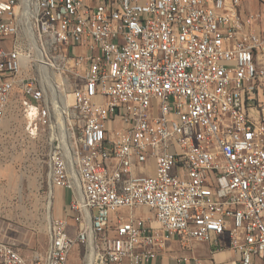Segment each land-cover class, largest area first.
<instances>
[{
    "label": "built area",
    "instance_id": "1",
    "mask_svg": "<svg viewBox=\"0 0 264 264\" xmlns=\"http://www.w3.org/2000/svg\"><path fill=\"white\" fill-rule=\"evenodd\" d=\"M16 91L48 143L47 244L0 238V264H152L172 240L264 264V28L242 0H0V129Z\"/></svg>",
    "mask_w": 264,
    "mask_h": 264
},
{
    "label": "rangeland",
    "instance_id": "2",
    "mask_svg": "<svg viewBox=\"0 0 264 264\" xmlns=\"http://www.w3.org/2000/svg\"><path fill=\"white\" fill-rule=\"evenodd\" d=\"M56 76L53 78L49 73L50 85L54 89L53 82L59 83ZM60 89L67 98L65 107L56 104V115L70 105L68 87ZM26 122L16 91L0 129V238L16 243L23 255L30 258L34 251L44 252L47 244L48 143L40 129L36 136H30ZM59 125L61 133L63 124L60 122ZM69 200L70 192L65 198V201Z\"/></svg>",
    "mask_w": 264,
    "mask_h": 264
},
{
    "label": "crops",
    "instance_id": "3",
    "mask_svg": "<svg viewBox=\"0 0 264 264\" xmlns=\"http://www.w3.org/2000/svg\"><path fill=\"white\" fill-rule=\"evenodd\" d=\"M242 5L245 11L260 14L261 27L264 28V0H242ZM68 192L65 189L54 188L52 199V215L54 217L63 218L68 216L69 201H65ZM184 253L201 259L204 264H237L238 259V255L233 251L229 249L216 250L209 243L191 242L188 249L182 250L179 242L172 240L166 244L165 252L159 255L152 264H176L173 258Z\"/></svg>",
    "mask_w": 264,
    "mask_h": 264
},
{
    "label": "bare ground",
    "instance_id": "4",
    "mask_svg": "<svg viewBox=\"0 0 264 264\" xmlns=\"http://www.w3.org/2000/svg\"><path fill=\"white\" fill-rule=\"evenodd\" d=\"M50 74H52V76L54 78L55 74L54 75H53V73H50ZM48 88H49V90H51V89L53 90L54 89V88H52L51 85H49V83H48ZM54 91L56 92V96H55L56 97V104L61 105V107H65V98H67V97H65L66 95H64L62 92L58 93L56 89H54ZM34 114H35L34 109L30 108L29 109V113H28V118L32 117ZM56 116H57L58 120L55 117L56 123H55V126L53 127V132H55L57 130L58 133H60V130H59L60 125L59 124L61 122L63 125H62V129H61V133L60 134H62V136L64 138V141H65V144H66L65 145V149H67V147H68V140H67L68 139V133H67V129L65 127V123H63V122H65V120H64V118L61 117L60 113H58Z\"/></svg>",
    "mask_w": 264,
    "mask_h": 264
}]
</instances>
